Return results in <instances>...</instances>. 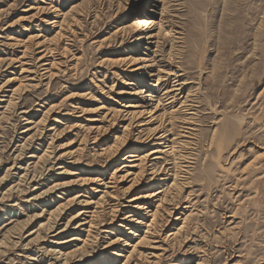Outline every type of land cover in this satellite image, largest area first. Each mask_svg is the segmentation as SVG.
Listing matches in <instances>:
<instances>
[{"label":"rangeland","instance_id":"374dc122","mask_svg":"<svg viewBox=\"0 0 264 264\" xmlns=\"http://www.w3.org/2000/svg\"><path fill=\"white\" fill-rule=\"evenodd\" d=\"M63 262L264 264V0H0V264Z\"/></svg>","mask_w":264,"mask_h":264},{"label":"bare ground","instance_id":"6f19581e","mask_svg":"<svg viewBox=\"0 0 264 264\" xmlns=\"http://www.w3.org/2000/svg\"><path fill=\"white\" fill-rule=\"evenodd\" d=\"M162 11V10H161ZM41 59H42V57H41ZM124 59V58H123ZM116 61V60H115ZM124 63V62H123ZM135 64V63H134ZM50 73V72H49ZM48 73V75L46 76V77H48L49 78V74ZM51 73H53V72H51ZM45 74V73H44ZM46 74H47V72H46ZM54 74V73H53ZM50 80H51V77H50ZM11 81V80H10ZM49 81V80H48ZM185 83V82H184ZM150 84H151V86H155V87H158L159 85H157L158 84V82H157V80L155 81V82H150ZM181 85H182V83H181ZM184 87V86H183ZM181 88V87H180ZM178 89V88H177ZM177 89H173V90H177ZM180 90V89H179ZM143 91V90H142ZM138 93V92H137ZM166 93V91H164V93L163 94H165ZM147 94V96L148 95H151L150 93H146ZM150 100V99H149ZM9 103V102H8ZM7 103V104H8ZM25 112V111H24ZM27 112V111H26ZM141 112V111H140ZM153 112V111H152ZM183 113V112H182ZM137 114V113H136ZM24 117V116H23ZM29 121V120H28ZM27 121V122H28ZM31 122V121H30ZM29 122V123H30ZM45 122V121H44ZM28 124V123H27ZM37 124V123H36ZM36 124H34V125H36ZM42 125V124H41ZM33 126V125H32ZM45 128V127H44ZM29 129V128H28ZM28 129H26V131L28 130ZM37 129V128H36ZM35 129V130H36ZM45 130V129H44ZM36 132H37V130H36ZM35 132V133H36ZM40 132V131H39ZM38 132V133H39ZM42 133V132H41ZM40 134V133H39ZM37 135V134H36ZM35 134L34 135H29V137H28V139H30L29 141L31 142L32 140H33V138H36L37 136H36ZM42 135V134H41ZM30 136H31V138H30ZM36 136V137H35ZM188 136V135H187ZM148 138V137H147ZM37 139V138H36ZM169 140V139H168ZM138 141V140H137ZM171 141V142H170ZM169 142L171 143L170 144V146H169V148L167 149V148H164L163 150L162 149H160V148H157V149H153V150H150L149 152H148V154H146V155H144V156H149V155H152V154H156V153H159V152H168L169 150H170V153L172 152V151H174V141L172 142V140H170ZM24 143V142H23ZM118 143V142H117ZM31 144H32V142H31ZM21 145V144H20ZM23 145V147H24V144H22ZM30 145V144H29ZM33 145V144H32ZM30 147V146H29ZM35 147V146H34ZM164 147H167V145H165ZM182 147V146H181ZM28 149V148H27ZM32 149V148H31ZM139 151H138V149H136V150H134V151H130V152H128L126 155H125V157L123 158V160H126V162L127 163H132L133 164V162H135V161H137V160H139L140 158H145L144 156H141L140 158H139V153H138ZM174 154V153H173ZM19 155H21V154H19ZM34 155V154H33ZM46 155H44L43 156V154H41V156H39L37 159V161H39L40 159H42V157H45ZM113 157V156H112ZM57 158V157H56ZM157 158V157H156ZM44 159H46V158H44ZM47 159H49V156H48V158ZM46 159V160H47ZM60 159V158H59ZM146 159V158H145ZM61 160V159H60ZM43 162H45V161H43ZM149 162V161H148ZM33 163V162H32ZM35 164H37V162H34V165ZM40 164V163H39ZM43 163H41V165H42ZM52 164V163H51ZM30 165H31V163H30ZM45 165V164H44ZM44 165L43 166H41V168L42 167H44ZM59 166V165H58ZM57 166V167H58ZM126 166H128V165H126V164H122V165H120L116 170H115V172H118L119 170H122L124 167H126ZM134 166H138L137 164L136 165H132V167H134ZM47 167V166H46ZM46 167H44V169H43V171L44 170H46ZM51 168H52V166H50ZM50 167H48V169H50ZM130 167V166H129ZM40 167L38 168L39 170L41 169ZM58 168H60V167H58ZM20 169V168H19ZM32 169V168H31ZM52 170V169H51ZM146 170V169H145ZM153 171V170H152ZM188 172V171H187ZM40 173V175H41V172H39ZM153 173V172H152ZM29 174V175H28ZM31 170H29V168L26 170V172L24 173V175H23V178H24V180L27 182L28 180H29V182H31V181H34L35 182V180H36V178H37V176H35L34 174H31ZM126 174H128V173H126ZM12 175V174H11ZM39 175V176H40ZM43 175H44V173H43ZM22 176V175H21ZM26 176H28L27 178H25ZM124 176L125 175H123V176H121L120 178H124ZM40 179V178H39ZM46 179V178H45ZM152 178H150V180H151ZM38 181V180H37ZM119 181H120V179H119ZM25 182V183H26ZM21 183H23V181L21 182ZM30 184V183H29ZM18 186V185H17ZM26 186H28V185H26ZM15 188V187H14ZM57 188H59V186H57L55 183L51 186V187H47V189L46 190H44L42 193H39L38 195H36V197L35 198H41V199H39V201L38 202H40V203H44V204H47L48 202H51L50 200L54 197L55 198V196L56 195H51L50 196V194L52 193V190L53 189H55V190H57ZM27 189H29V188H27ZM69 189V188H68ZM56 192V191H55ZM58 192V191H57ZM160 191H156V192H151L150 194H145V195H142V196H140V197H137V198H142L143 200H142V202L140 201V202H137L138 204H135L134 206H133V208H134V210L135 209H142V210H145V209H147L148 207L146 206L147 205V198H153L154 196H156V194H158ZM62 193V192H61ZM53 194V193H52ZM63 194V193H62ZM80 196V195H79ZM56 198H58V197H56ZM78 198L79 197H76V196H74V197H72V198H70V199H67L66 200V204H59L54 210H53V212H57L56 213V216H55V219L56 218H58L59 219V214L61 213V211H62V208L61 207H67V206H70V205H73L74 203L76 204V201L78 200ZM118 198V197H117ZM135 198V197H134ZM136 198V199H137ZM117 200V199H116ZM132 200H134V199H132ZM147 200V201H146ZM33 201V200H32ZM75 201V202H74ZM111 201V200H110ZM118 201V200H117ZM146 201V202H145ZM108 202V201H107ZM134 202V201H133ZM79 203V202H78ZM118 203V202H117ZM32 204V203H31ZM29 205V204H28ZM32 206V205H31ZM123 206V205H122ZM159 206V204L156 206V207H158ZM115 207L117 208V206H115V205H113V206H110V211H115L116 209H115ZM155 207V208H156ZM115 209V210H114ZM78 211V210H77ZM155 211H156V209H155ZM155 211L152 213V214H150V216H152L153 218H152V222H153V220H154V216H153V214L155 213ZM134 212L135 211H132V212H129L128 214H126V216L123 218V222H122V224L120 225V228H123V229H127V230H129L128 231V233L129 234H132V235H134V236H136L137 237V233L136 232H133L132 231V229H133V224L134 223H141V221H139L137 218H135L136 217V214H134ZM147 212H150V211H147ZM42 213V212H41ZM51 216L52 215H54L51 211H50V213H49ZM84 214H86L84 211H81V210H79L74 216H72V218L70 219V220H72V219H75L76 218V220L78 221V224L77 225H75V226H73V227H71L72 226V224H70L69 222H70V220H68L67 222H66V224L65 225H63V227H61V225L57 228V226H56V228L58 229V231H57V233L55 232V230H53L54 229V227H55V223H56V221L57 220H55L54 222L50 219L51 217H48L47 219V221H48V224H47V227H46V230H48L49 232L45 235L44 234V238H47V239H52V241H50V242H54V240H56L55 242H54V244H62V243H66V242H70V241H72V240H76V237H74V235L70 238V239H68V240H61L60 242H59V239H61V237H59L64 231H68L69 229H71V230H78L79 229V231L80 230H83L84 228H81L80 229V227H83L84 225H86V224H89V226L88 227H90V224H92V222L90 221V220H87L86 221V219H88V218H91V217H83L82 219H80V217L82 216V215H84ZM39 216V215H38ZM82 220V221H81ZM59 222H61V221H59ZM74 224V223H73ZM150 224H147L146 226L148 227ZM41 226L42 225H39V227L41 228ZM43 226H44V224H43ZM131 226V227H130ZM181 229V227L180 228H178V230L176 231V232H172V233H170V235H176V234H178V231ZM55 232V234H53V235H50V233H54ZM88 232V231H87ZM99 233V232H98ZM50 235V236H49ZM46 236V237H45ZM19 239H20V237H19ZM23 239V238H22ZM58 239V240H57ZM43 240H45V239H43ZM117 240V239H116ZM58 241V242H57ZM17 243V242H16ZM43 244V243H42ZM16 245V244H15ZM124 247H129L130 246V243L128 242V240H125L124 241ZM60 246V245H59ZM135 246L136 245H134V246H132V251H134V248H135ZM42 247H44V246H42ZM39 248V247H38ZM40 251H41V249H40ZM45 251H46V255L48 254V252H50V253H52L51 255L52 256H55L56 255V257L55 258H61V256L62 255H64V253H62L60 250H56L55 248L53 249V250H51V249H45ZM45 251H44V253H45ZM132 251L130 252V253H132ZM43 252V251H42ZM71 252V251H70ZM130 253L125 257L126 259H128V258H130ZM67 253H65V255H66ZM42 255H43V253H42ZM45 255V256H46ZM119 255V254H118ZM49 256V255H48ZM48 256H46V257H48ZM122 256V255H121ZM40 257V256H39ZM51 257V256H50ZM64 257V256H63ZM66 259V258H65ZM105 259V258H104ZM104 259H102V260H104ZM69 260V259H68ZM64 263V262H63ZM62 263V264H63ZM65 264V263H64Z\"/></svg>","mask_w":264,"mask_h":264}]
</instances>
